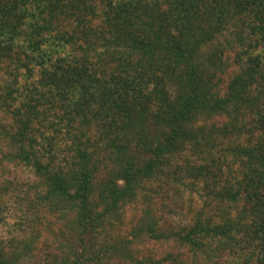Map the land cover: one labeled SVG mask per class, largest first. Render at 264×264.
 I'll return each instance as SVG.
<instances>
[{
    "label": "trees",
    "instance_id": "16d2710c",
    "mask_svg": "<svg viewBox=\"0 0 264 264\" xmlns=\"http://www.w3.org/2000/svg\"><path fill=\"white\" fill-rule=\"evenodd\" d=\"M225 31L236 69L221 91L222 52L203 47ZM180 174L202 181L204 204L164 202L143 230L216 244L201 264L226 248L264 264V0H0V264L57 209L82 236L67 264L84 263L85 238ZM129 243L90 258L140 263Z\"/></svg>",
    "mask_w": 264,
    "mask_h": 264
},
{
    "label": "rangeland",
    "instance_id": "374dc122",
    "mask_svg": "<svg viewBox=\"0 0 264 264\" xmlns=\"http://www.w3.org/2000/svg\"><path fill=\"white\" fill-rule=\"evenodd\" d=\"M233 39V36L225 31V34L223 33L210 41L206 47H203L205 52L203 60L206 55L215 51L222 52L223 65L221 70L216 71L215 76V79H218L217 83L221 91L225 89L229 77L236 69L232 64L233 48L235 47L234 44H231ZM224 120V117H216L213 120L206 121L207 124H211V122L220 124ZM186 154L190 158L194 157L190 149L187 150ZM177 161L182 162L181 159ZM165 179L168 185L166 184L163 189L159 188L149 203L140 204L141 206L134 205L132 208L130 206L129 208L126 207L121 217L106 227L96 238L92 240H89L90 237L85 238L87 251L84 257L85 262L82 264H201L208 257L209 248L216 249V244H214L208 248V251L204 248L203 253L194 252L188 244L180 243L176 238L155 240L149 236L147 230H143L145 228L144 224L153 223L152 225H154V221L161 213L160 206L164 202L177 203L191 214L204 204L205 191L202 181L188 174H183V176L180 174L176 180L171 177ZM151 186L155 189L157 182L152 183ZM153 192L154 190L149 193L152 194ZM179 218L182 217L179 216ZM140 219H142V222L139 224ZM158 223V228H168L161 221H158ZM141 225L143 226L141 227ZM17 232H15L14 248L10 246V251L18 257L16 264H67L76 260L82 252L80 244L81 231L73 211H62L60 209L49 211L44 215L43 220L36 226L32 234L22 231ZM120 238L131 241L129 247L134 255L133 257L140 260V263L121 257L109 259L110 254H103V261L90 258V251L97 252L103 242L108 243L113 239L117 241ZM231 252L232 250L227 248L219 251L216 255L225 256L222 260H218L221 261L219 264H226L228 259L232 263L234 262L233 264H241L233 257ZM248 264L255 263L251 261Z\"/></svg>",
    "mask_w": 264,
    "mask_h": 264
}]
</instances>
